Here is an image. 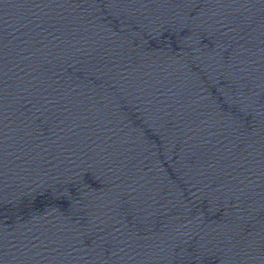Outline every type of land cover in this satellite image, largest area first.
Returning <instances> with one entry per match:
<instances>
[{
	"label": "water",
	"instance_id": "95a60500",
	"mask_svg": "<svg viewBox=\"0 0 264 264\" xmlns=\"http://www.w3.org/2000/svg\"><path fill=\"white\" fill-rule=\"evenodd\" d=\"M0 264H264V0H0Z\"/></svg>",
	"mask_w": 264,
	"mask_h": 264
}]
</instances>
